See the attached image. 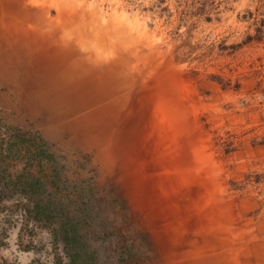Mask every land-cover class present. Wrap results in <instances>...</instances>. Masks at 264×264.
<instances>
[{"label": "rangeland", "instance_id": "374dc122", "mask_svg": "<svg viewBox=\"0 0 264 264\" xmlns=\"http://www.w3.org/2000/svg\"><path fill=\"white\" fill-rule=\"evenodd\" d=\"M0 34L5 248L26 210V264H264V0H0ZM68 47L104 83L56 119L30 57Z\"/></svg>", "mask_w": 264, "mask_h": 264}, {"label": "bare ground", "instance_id": "6f19581e", "mask_svg": "<svg viewBox=\"0 0 264 264\" xmlns=\"http://www.w3.org/2000/svg\"><path fill=\"white\" fill-rule=\"evenodd\" d=\"M79 54L80 53L70 47L66 49L64 48L63 50H53L52 48H48L46 50L37 48L32 51L30 60H32L35 67L33 69L34 72H32L33 83L31 84L33 85L38 83L40 84L41 89L36 85H29L27 91L31 96V100L43 103L42 106L48 109L51 101L44 89H47V86L50 85L51 77L52 80H55L61 84V88L64 89L66 93L72 94L74 104L71 102L66 103L65 105L67 106L66 108H69L68 110L66 109L64 111L58 108L57 104H53L54 106L52 108H54L55 111L51 112L52 116L56 119L62 116L68 117V112L71 108L76 107L75 109L77 110L79 105H81L83 102L85 93H88L89 90L93 89L96 81L94 82V78L91 73V67L97 69L98 75L96 77L100 82H102V84L104 83V79L102 78L103 75L101 72H99V67L95 65L96 63L86 66L83 56H79ZM72 111L73 110L70 112Z\"/></svg>", "mask_w": 264, "mask_h": 264}, {"label": "crops", "instance_id": "0c3cea01", "mask_svg": "<svg viewBox=\"0 0 264 264\" xmlns=\"http://www.w3.org/2000/svg\"><path fill=\"white\" fill-rule=\"evenodd\" d=\"M0 36H1V39H2L3 38V35L0 34ZM2 218L3 217L0 216V264H26V263H28L27 257H23L20 260V262L19 261L16 262L15 258H17V257L14 254V252H15V245H14L13 241H10V244L8 245V247L5 248L6 246H5L4 241L6 239L4 238V235L2 234V232H3L2 228H3V225H6V224L4 223V221L2 220ZM15 226H16L15 224L9 225L10 233H12V231H15ZM38 234L40 235L39 232H38ZM39 235L32 236L30 238V241L31 242L32 241L33 242H36L38 239H40L39 238ZM23 241H24V239H23ZM33 251L34 250H31V251H28V252H29V254L33 255V253H34Z\"/></svg>", "mask_w": 264, "mask_h": 264}, {"label": "built area", "instance_id": "2783aa9c", "mask_svg": "<svg viewBox=\"0 0 264 264\" xmlns=\"http://www.w3.org/2000/svg\"><path fill=\"white\" fill-rule=\"evenodd\" d=\"M6 212L4 213H0V214H5ZM24 215V216H23ZM20 216L22 217V219H19V221L16 223V226H15V231H12V233L10 234V239H12L11 241H13L14 245H15V252L14 254L16 255L18 261L20 262V260L23 258V257H27L28 259V262H30L32 260V255L29 254L28 251H22L20 249V246H19V242L17 240V237H18V233L19 231L21 230V228L23 226L26 225V222H25V219L24 217H27V212L26 210H21L20 211ZM29 225L31 227H34L36 230H38L37 228V222L36 221H30L29 222ZM39 231V230H38ZM48 232L47 231H43L41 230L40 231V235H39V238H42L43 239V243L45 242V248L46 249H49L51 250V247H50V243H48ZM37 242V241H36ZM34 242V243H36Z\"/></svg>", "mask_w": 264, "mask_h": 264}, {"label": "trees", "instance_id": "16d2710c", "mask_svg": "<svg viewBox=\"0 0 264 264\" xmlns=\"http://www.w3.org/2000/svg\"><path fill=\"white\" fill-rule=\"evenodd\" d=\"M44 213H45V211L40 205L36 206L35 217L37 219L42 218ZM67 241L71 242V239H67Z\"/></svg>", "mask_w": 264, "mask_h": 264}]
</instances>
